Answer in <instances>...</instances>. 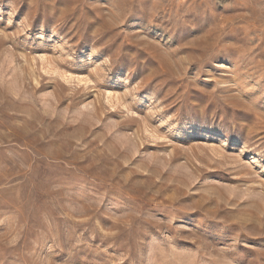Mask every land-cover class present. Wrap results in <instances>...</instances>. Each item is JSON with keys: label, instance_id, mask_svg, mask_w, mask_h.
<instances>
[{"label": "rangeland", "instance_id": "1", "mask_svg": "<svg viewBox=\"0 0 264 264\" xmlns=\"http://www.w3.org/2000/svg\"><path fill=\"white\" fill-rule=\"evenodd\" d=\"M0 264H264V0H0Z\"/></svg>", "mask_w": 264, "mask_h": 264}]
</instances>
